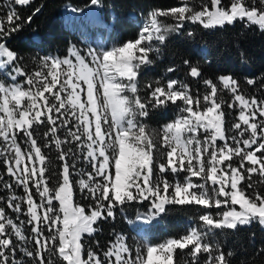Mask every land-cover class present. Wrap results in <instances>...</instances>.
Segmentation results:
<instances>
[{"label":"snow or ice","instance_id":"1","mask_svg":"<svg viewBox=\"0 0 264 264\" xmlns=\"http://www.w3.org/2000/svg\"><path fill=\"white\" fill-rule=\"evenodd\" d=\"M32 3L0 4V189L8 193L0 195V264H264L255 233L251 254L239 241L229 246L244 227L264 230V74L244 77L254 86L246 94L233 75L207 77L199 60L168 47L173 35L196 40L186 24L264 32V0H177L150 10L134 38L83 53L70 44L63 58L40 56L29 71L7 45L41 11L23 17L18 8ZM103 6L70 10L91 23ZM166 55L172 62L142 84ZM170 107L174 118L151 128V115ZM136 205L149 226L170 206L194 214L178 237L135 249L123 233H110L106 248L85 239Z\"/></svg>","mask_w":264,"mask_h":264},{"label":"trees","instance_id":"2","mask_svg":"<svg viewBox=\"0 0 264 264\" xmlns=\"http://www.w3.org/2000/svg\"><path fill=\"white\" fill-rule=\"evenodd\" d=\"M88 2L89 0H33L30 6L18 8L21 15L27 17L31 15L36 7L43 6L41 11L34 16L30 25L8 40L7 46L24 58L22 63L29 71L37 70L38 60L36 58L40 56L55 55L64 57L70 44H75L77 48L82 45V35L63 26L62 9L65 4L83 6ZM2 3L3 0H0V4ZM171 6H175L172 0H104V6L100 8V16L108 25L107 36L115 39L117 43L134 38L139 21L144 20L150 10L155 8L167 9ZM130 12L135 15L134 19L129 16ZM2 16L3 13L0 12V17ZM185 28L195 30L196 40L191 41L184 35H173L168 42L169 50H176L190 56L193 60H199L204 66V74L207 77L214 78L218 75L231 74L240 81L241 87L247 88L246 90L250 93L254 91V86H248L244 83V77H259L264 74V32L255 28L245 31L239 22L235 26L225 27L224 29L204 30L192 24H186ZM100 31L105 34L107 32L101 26ZM202 47L207 50L206 60L204 56L200 55ZM241 53H243L247 63H241ZM171 62L166 55L162 61L145 69L140 77L141 83L157 78L164 67ZM180 75L182 76V74ZM173 118L174 110L170 107L167 110L154 112L148 123L151 128H159L160 125L171 121ZM2 159L0 158V160ZM3 172L4 168L0 164V174H3ZM16 192L18 195H22L19 189H16ZM0 195L6 196L8 193L0 189ZM76 200L81 204L87 203V201L80 198L78 191ZM137 209L141 212L146 211V208L141 205L129 207L126 217L118 216L115 222L102 223V231L97 232L94 237L86 236L85 239L88 242L99 240L102 247L106 248L108 241L113 238L110 233L118 232L126 235L127 242L130 245V236L133 235L134 231L129 221L136 218ZM7 211L15 219V214L11 210ZM193 211L191 206H170V210L162 215L158 222H153L146 228L147 237L153 243L171 237L172 230L179 227L177 221L187 217L190 218ZM21 218L24 219V217ZM252 233H255L254 241L257 246L264 244V230L254 223L251 227L240 229L235 236H230L229 246H232L233 241H239L247 246L248 254H251L254 249L248 241ZM243 256L244 253H240L236 259L239 260Z\"/></svg>","mask_w":264,"mask_h":264},{"label":"rangeland","instance_id":"3","mask_svg":"<svg viewBox=\"0 0 264 264\" xmlns=\"http://www.w3.org/2000/svg\"><path fill=\"white\" fill-rule=\"evenodd\" d=\"M172 1H173V4L175 6H177V0H172ZM71 7L72 6L70 4H67L62 9L63 14H65L67 16V18L65 20V25H67L71 29H73V27H79L80 29H83V30L85 29V36L83 37L82 45H80V47L78 48L82 51V53L86 52L88 48H97L101 45L111 46L113 43H116L115 39L108 37L107 34H102L99 31V28L97 27L98 23L100 22V20H99L100 16L99 15H101L99 8H93L91 10L93 13H95V16L92 18L91 23H85L83 20L82 14L73 15L71 13V10H70ZM129 16L133 19L135 18V15L131 12L129 13ZM162 19H164V18H162ZM142 21H139V23ZM165 22L171 23V21L167 20V19H165ZM138 26H139V24L137 25V29H138ZM52 56H54V55H52ZM61 58H63V57H61ZM241 88L243 91H245L246 94H250V92L246 90L247 88H245V89L243 87H241ZM225 99L226 100L230 99V97L228 95H225ZM225 110L227 111V109H225ZM233 114H235V113H233ZM236 207H237V210H239V206L237 205ZM193 214H194V211H193ZM158 220H159V218L157 220H155L154 222H158ZM189 223H190L189 217L177 221V225L179 227L174 228L172 230L173 231L172 236L168 237V238L178 237L179 235H181ZM130 226L134 231L133 235L130 236V247L135 249V247L138 244L142 243L143 240H149L150 241V239L147 237V231H146V228L149 225H144L143 223H141L140 221L135 219V220L131 221ZM162 241H164V240H162ZM162 241H159V242H162ZM179 255H180L179 250H177V258H179Z\"/></svg>","mask_w":264,"mask_h":264}]
</instances>
